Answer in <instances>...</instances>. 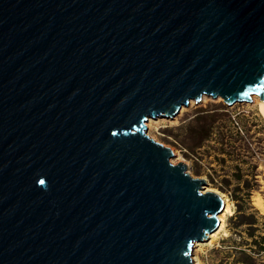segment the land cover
Instances as JSON below:
<instances>
[{
	"label": "water",
	"instance_id": "obj_1",
	"mask_svg": "<svg viewBox=\"0 0 264 264\" xmlns=\"http://www.w3.org/2000/svg\"><path fill=\"white\" fill-rule=\"evenodd\" d=\"M264 98V0H0V264H195L223 198L147 133Z\"/></svg>",
	"mask_w": 264,
	"mask_h": 264
},
{
	"label": "rangeland",
	"instance_id": "obj_2",
	"mask_svg": "<svg viewBox=\"0 0 264 264\" xmlns=\"http://www.w3.org/2000/svg\"><path fill=\"white\" fill-rule=\"evenodd\" d=\"M254 98L260 96L228 103L204 95L173 118L146 123V133L172 150L173 164H185L193 178L205 180L203 191L224 193L233 205L226 232L195 242V264H247L243 250L264 264V212L256 204L264 203V117Z\"/></svg>",
	"mask_w": 264,
	"mask_h": 264
},
{
	"label": "bare ground",
	"instance_id": "obj_3",
	"mask_svg": "<svg viewBox=\"0 0 264 264\" xmlns=\"http://www.w3.org/2000/svg\"><path fill=\"white\" fill-rule=\"evenodd\" d=\"M254 101L257 102V105H258V109L260 111V113L262 114V116L264 117V98H259V99H255L254 98ZM212 189H209V191H211ZM214 192V191H213ZM217 192L218 194V191H215V193ZM221 194V195H220ZM219 195L223 198L224 200V206L221 210V212L218 214V219H219V225L218 227L213 230L212 232H210L208 235L209 237L212 239V240H215L217 239L219 233L221 232H226V219L228 216L232 215L233 214V205L232 203L230 202L228 196L224 193H220ZM257 206L259 207V209L264 212V203L263 201L260 199L257 200L256 202ZM202 241H198L196 243V246L198 245H202Z\"/></svg>",
	"mask_w": 264,
	"mask_h": 264
},
{
	"label": "trees",
	"instance_id": "obj_4",
	"mask_svg": "<svg viewBox=\"0 0 264 264\" xmlns=\"http://www.w3.org/2000/svg\"><path fill=\"white\" fill-rule=\"evenodd\" d=\"M244 254V262L247 264H254L255 263V258L252 254H248L246 251L243 250L242 252Z\"/></svg>",
	"mask_w": 264,
	"mask_h": 264
}]
</instances>
